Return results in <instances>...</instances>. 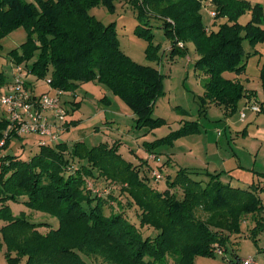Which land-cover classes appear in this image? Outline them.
I'll return each instance as SVG.
<instances>
[{
  "label": "trees",
  "instance_id": "16d2710c",
  "mask_svg": "<svg viewBox=\"0 0 264 264\" xmlns=\"http://www.w3.org/2000/svg\"><path fill=\"white\" fill-rule=\"evenodd\" d=\"M117 2L130 3L139 19L135 32L150 42L155 26L163 29L171 39V57L193 43L195 64L206 76L204 97L236 107L249 97L247 91L257 96L225 76L226 71L246 72V39L252 45L264 41V8L257 4L251 9L245 0H213L215 16L230 19L216 30L202 20V0H0V40L24 28L27 40L9 51L14 63L51 79L52 88L64 93L99 80L126 101L140 124H160L164 119L151 115L155 99L164 93L163 73L136 62L120 47L116 22L105 24L90 12L99 5L115 10ZM249 10L253 17L247 24L238 22ZM148 55H154L153 44ZM259 67L264 96V60ZM9 126V118H0L5 147L14 135L6 134ZM197 129L193 123L186 131ZM39 146L29 159L0 155V248H5L7 264H95L98 259L107 264H194L197 256L217 253L233 261L242 258L235 252V258L225 255L233 235L247 233L258 244L264 229L260 183L236 186L229 171L188 167L174 175L163 174L160 167L154 170L161 174L156 178L152 167L132 164L115 145L105 143ZM159 181L165 188L157 186ZM12 200L57 218L58 225L14 215L7 204ZM249 216L252 226L244 231Z\"/></svg>",
  "mask_w": 264,
  "mask_h": 264
},
{
  "label": "rangeland",
  "instance_id": "374dc122",
  "mask_svg": "<svg viewBox=\"0 0 264 264\" xmlns=\"http://www.w3.org/2000/svg\"><path fill=\"white\" fill-rule=\"evenodd\" d=\"M245 1L251 4V9L257 4L264 8V0ZM201 4L200 13L207 28L216 30L220 24L230 21L228 17L212 14L216 10L213 0H202ZM90 12L105 24L116 22L120 47L136 62L157 67L163 73L164 93L155 99L151 116L164 121L160 124H140L138 116L124 99L108 85L93 80L81 84L75 92L63 94L61 106L66 114L64 112L65 121L58 119L57 122L58 142L73 146L77 141H82L90 148L101 143L115 145L117 151L132 164L142 169L152 167L151 172L156 178H160L161 174H155L154 170L159 171L160 167L163 174L171 175L182 167H188L210 172L229 171V178L236 186L247 187L253 182L264 186V137L261 135L264 131V110L255 112L251 108V104L261 106L262 103L264 107L259 76V65L264 60V41L256 45L247 39L244 41L248 52L245 73L237 75L232 71L225 72L227 78L257 91V96L247 91L249 97L239 100L236 107H229L204 97L203 79L206 76L204 70L195 64L198 55L191 41L186 43L185 53H176L171 57L167 51L171 39L162 28L155 26L153 42L135 32L139 19L130 3L117 2L115 10L99 5L91 8ZM252 17V10L243 12L238 22L246 25ZM262 24L264 26V14ZM27 37V31L20 27L0 40V93L8 92L10 83L18 77L29 84L30 92L34 90L39 95L54 92L46 77H38L25 69L24 65L12 61L9 51L19 48ZM150 44L154 45L153 56L148 55ZM31 64L32 61L28 63L29 66ZM243 112L246 117L242 116ZM45 115L49 123L56 124L57 116L53 111L45 112ZM2 117L9 118V115L0 104ZM193 123L197 131L187 132ZM20 136L14 133L8 146L2 150L3 155L20 154L22 158L29 159L39 151L38 134L24 133ZM165 185L163 181L157 183L160 189ZM88 187H93L90 181ZM261 197L264 202V189ZM123 198L127 200L125 196ZM7 204L14 215L25 214L33 220L58 225L57 218L32 210L24 203L12 200ZM251 219L249 216L247 223H243L244 231L252 226ZM3 224L4 221L0 219V227ZM257 239L258 244L247 233L233 235L225 255L233 258L236 254L242 258L254 256L259 264H264V229ZM227 262L222 253H217L216 256H197L194 264ZM0 264H7L4 247L0 248ZM95 264L107 263L98 259Z\"/></svg>",
  "mask_w": 264,
  "mask_h": 264
},
{
  "label": "built area",
  "instance_id": "2783aa9c",
  "mask_svg": "<svg viewBox=\"0 0 264 264\" xmlns=\"http://www.w3.org/2000/svg\"><path fill=\"white\" fill-rule=\"evenodd\" d=\"M214 15L215 12H212ZM21 66L19 67L21 71ZM50 84L51 79H47ZM29 85L23 82L19 77L10 83L8 92L0 93V104L3 105L9 115L10 126L7 133L22 134H38L40 136L39 143L49 144L58 142V126L57 122L65 121L66 111L61 106V99L64 92L53 89L54 92H44L35 94L34 91H29ZM251 108L255 112H261L260 105L251 104ZM53 111L56 117V124L53 125L47 120L45 112ZM65 112V114H64ZM46 117H45V116ZM246 117L245 113H242ZM59 117V118H58ZM62 122V121H60ZM6 144V136L0 140V155ZM155 174L159 175V173ZM227 264H259V261L254 256H248L238 260L228 261Z\"/></svg>",
  "mask_w": 264,
  "mask_h": 264
},
{
  "label": "crops",
  "instance_id": "0c3cea01",
  "mask_svg": "<svg viewBox=\"0 0 264 264\" xmlns=\"http://www.w3.org/2000/svg\"><path fill=\"white\" fill-rule=\"evenodd\" d=\"M261 135L264 137V131L263 132H261ZM21 137V136H20Z\"/></svg>",
  "mask_w": 264,
  "mask_h": 264
}]
</instances>
